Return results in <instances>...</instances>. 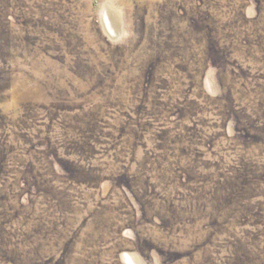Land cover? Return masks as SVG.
<instances>
[{
    "label": "rangeland",
    "instance_id": "rangeland-1",
    "mask_svg": "<svg viewBox=\"0 0 264 264\" xmlns=\"http://www.w3.org/2000/svg\"><path fill=\"white\" fill-rule=\"evenodd\" d=\"M0 264H264V0H0Z\"/></svg>",
    "mask_w": 264,
    "mask_h": 264
}]
</instances>
